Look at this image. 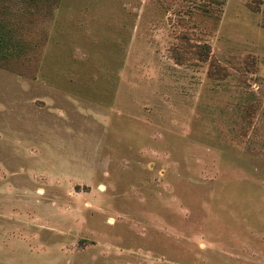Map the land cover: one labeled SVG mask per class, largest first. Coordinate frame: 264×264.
Instances as JSON below:
<instances>
[{
    "label": "rangeland",
    "instance_id": "1",
    "mask_svg": "<svg viewBox=\"0 0 264 264\" xmlns=\"http://www.w3.org/2000/svg\"><path fill=\"white\" fill-rule=\"evenodd\" d=\"M0 22V264H264V0Z\"/></svg>",
    "mask_w": 264,
    "mask_h": 264
},
{
    "label": "trees",
    "instance_id": "2",
    "mask_svg": "<svg viewBox=\"0 0 264 264\" xmlns=\"http://www.w3.org/2000/svg\"><path fill=\"white\" fill-rule=\"evenodd\" d=\"M31 1L36 4L38 0H31ZM5 33H6V31L3 30V26H2V24H0V58H3V59H5L6 51L9 49V47L11 45V44H9L10 41L5 39V36H6ZM186 50H187V48L185 49V51ZM195 52L197 53L198 56L202 57V59L204 61H207L209 56H210L211 49L207 44H202V45L196 46ZM178 57H179V59H181V56H178ZM182 61H183V59H181L180 61L178 59H176L177 64H181Z\"/></svg>",
    "mask_w": 264,
    "mask_h": 264
}]
</instances>
